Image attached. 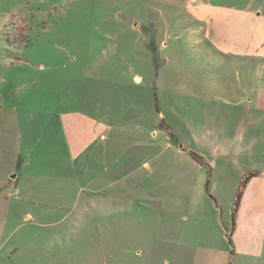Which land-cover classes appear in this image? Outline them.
<instances>
[{
    "label": "rangeland",
    "instance_id": "374dc122",
    "mask_svg": "<svg viewBox=\"0 0 264 264\" xmlns=\"http://www.w3.org/2000/svg\"><path fill=\"white\" fill-rule=\"evenodd\" d=\"M220 3L0 0V264H264V55Z\"/></svg>",
    "mask_w": 264,
    "mask_h": 264
},
{
    "label": "crops",
    "instance_id": "0c3cea01",
    "mask_svg": "<svg viewBox=\"0 0 264 264\" xmlns=\"http://www.w3.org/2000/svg\"><path fill=\"white\" fill-rule=\"evenodd\" d=\"M220 3L223 8H225V12L228 14L227 16L224 15L222 21L220 23L208 20L209 26L205 30L203 36H207L208 39L219 47L225 54H239V55H252V54H262L264 55V18H262V14L258 13L257 16L252 13L243 12L241 8L242 2L239 0L235 3V1L230 0H220ZM211 7L216 8V5H212ZM209 6V8L211 9ZM208 8L209 13H212V10ZM215 10V9H213ZM216 11V10H215ZM238 13V14H236ZM219 17V16H218ZM224 19V20H223ZM222 40L224 47L218 45L219 40ZM259 97L264 98V95H259ZM245 101V99H244ZM263 101V100H262ZM260 102V100H259ZM256 134H263L264 129L260 127L255 128ZM106 139V136L103 132L99 133V136L96 138L90 139V141L86 144L81 146L76 153L75 160H80L81 167H84V172L86 174L85 180L86 182H93L96 180V175L94 178L93 176H89V171H91L92 167L96 166L97 164L100 165L101 171L107 170L106 168V157H105V150L102 142ZM256 138L252 140H256ZM73 142H70L72 145ZM260 143V142H259ZM257 146V144H256ZM259 149V148H255ZM254 149V150H255ZM205 163L208 167L212 168L215 166V161L210 158V160H205ZM89 167V168H88ZM18 180V177L15 181ZM4 187L11 188V183L7 182L4 184ZM19 188L17 187V183H15L11 190L8 193L16 194L21 196L22 194L19 192ZM100 194V193H96ZM101 201L103 202V195L101 194ZM163 200V199H160ZM113 201V200H111ZM153 202V201H152ZM156 203L160 202V211L162 210L163 201L155 200ZM148 208L151 206L147 205ZM245 256L248 259L249 256ZM176 258L180 259L178 255Z\"/></svg>",
    "mask_w": 264,
    "mask_h": 264
}]
</instances>
